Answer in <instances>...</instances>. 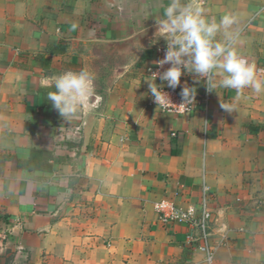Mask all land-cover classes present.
I'll return each instance as SVG.
<instances>
[{
    "label": "crops",
    "instance_id": "obj_1",
    "mask_svg": "<svg viewBox=\"0 0 264 264\" xmlns=\"http://www.w3.org/2000/svg\"><path fill=\"white\" fill-rule=\"evenodd\" d=\"M168 2L0 0V264H207L197 231L154 207L197 208L203 187L211 264H264V93L218 87L206 119L150 105ZM202 4L237 16L240 55L264 69V0ZM69 70L100 98L70 122L44 85ZM185 85L202 88L194 73Z\"/></svg>",
    "mask_w": 264,
    "mask_h": 264
},
{
    "label": "clouds",
    "instance_id": "obj_2",
    "mask_svg": "<svg viewBox=\"0 0 264 264\" xmlns=\"http://www.w3.org/2000/svg\"><path fill=\"white\" fill-rule=\"evenodd\" d=\"M237 23L233 13L224 14L219 21L208 17L202 0H169L163 18L156 20V34L167 43L164 57L156 63L159 67L170 64L163 72L154 73L149 81L156 102L168 100L162 86L154 82L157 75L168 87L175 89L180 84L182 71L196 74L197 80L206 78L209 91L218 87L234 89L236 99L246 88L257 95L264 93V69H258L237 49L240 37V30L235 27ZM218 34L223 38L218 40ZM44 85L55 89L47 93V98L68 122L95 107L100 99L95 93L94 75L86 70L65 71L53 77L51 83L46 78ZM195 92V88L186 85L182 88L183 105L194 102ZM220 106L228 112L237 107L235 103H221Z\"/></svg>",
    "mask_w": 264,
    "mask_h": 264
},
{
    "label": "built area",
    "instance_id": "obj_3",
    "mask_svg": "<svg viewBox=\"0 0 264 264\" xmlns=\"http://www.w3.org/2000/svg\"><path fill=\"white\" fill-rule=\"evenodd\" d=\"M167 44L156 48L157 57L155 59L154 67L150 71V75L160 73L170 67V64H165L163 67L157 65V61L162 59L166 53ZM186 72L182 71V75ZM181 75V77H182ZM180 77V78H181ZM156 79H159L157 75ZM202 83V88L195 92L194 102L189 105H183L184 99L181 96L179 85L173 89L167 86V82L163 81L165 85L161 90L167 94V98L156 102L153 94L150 96L149 104L154 105L160 111L169 114L183 115L192 112L196 108H201L205 119L209 111L212 100V91L208 90L206 78L199 79ZM161 81V80H160ZM207 188H202L201 199L198 207L189 206L182 208L167 201H159L154 204L155 209L159 213V220L164 224L177 223L190 227L197 231L196 234L189 233L188 240L196 243V248L205 253V261L211 264L214 256L215 246L209 243L211 225L214 222L213 213L208 204Z\"/></svg>",
    "mask_w": 264,
    "mask_h": 264
},
{
    "label": "trees",
    "instance_id": "obj_4",
    "mask_svg": "<svg viewBox=\"0 0 264 264\" xmlns=\"http://www.w3.org/2000/svg\"><path fill=\"white\" fill-rule=\"evenodd\" d=\"M50 104H51V102H50ZM34 152H35V149L32 150L31 154L33 155ZM37 153H40V151L38 150ZM35 155H36V154H34V156H35ZM6 157H7V158H11L10 155H6ZM18 163H19V164H22V165H28V164H26V162L21 161V160H19Z\"/></svg>",
    "mask_w": 264,
    "mask_h": 264
}]
</instances>
